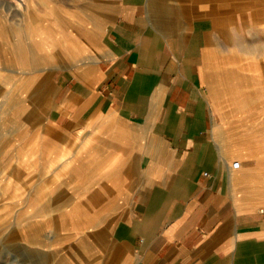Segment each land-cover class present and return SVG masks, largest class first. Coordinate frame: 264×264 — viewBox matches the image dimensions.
Returning <instances> with one entry per match:
<instances>
[{
    "label": "crops",
    "instance_id": "0c3cea01",
    "mask_svg": "<svg viewBox=\"0 0 264 264\" xmlns=\"http://www.w3.org/2000/svg\"><path fill=\"white\" fill-rule=\"evenodd\" d=\"M113 1L86 42L52 48L67 64H52L42 95L44 126L71 142L49 150L79 144L82 173L132 192L103 264H264V180L231 169L210 97L214 20L167 0Z\"/></svg>",
    "mask_w": 264,
    "mask_h": 264
},
{
    "label": "rangeland",
    "instance_id": "374dc122",
    "mask_svg": "<svg viewBox=\"0 0 264 264\" xmlns=\"http://www.w3.org/2000/svg\"><path fill=\"white\" fill-rule=\"evenodd\" d=\"M113 2L0 0V264H103L112 249L111 230L132 192L117 193L109 177L88 174L93 170L87 166L83 175L79 144L71 145L73 153L55 155L50 148L71 142L43 121L52 64H67L52 48L61 37L86 42L88 28ZM167 3L189 8V20H219L209 63L216 124L234 145L231 169L264 180V0ZM217 137L221 154L219 132ZM77 162L79 170L71 171ZM107 164L111 168L115 160ZM73 209L76 219L61 217Z\"/></svg>",
    "mask_w": 264,
    "mask_h": 264
},
{
    "label": "bare ground",
    "instance_id": "6f19581e",
    "mask_svg": "<svg viewBox=\"0 0 264 264\" xmlns=\"http://www.w3.org/2000/svg\"><path fill=\"white\" fill-rule=\"evenodd\" d=\"M213 19V18H212ZM214 20V19H213ZM216 20V21H215ZM214 20V22H215V24H216V30L218 29V26H219V20L216 18ZM46 47V46H45ZM29 86V85H28ZM226 135H228V134H226ZM231 140V139H230ZM225 152H226V150H225ZM71 162V164H72V162L73 161H70ZM79 162H77V164H75L74 166H72L70 169H71V171H73L74 170V172H76V171H78L79 170V168H80V166H79V164H78ZM62 213V212H61ZM62 215V214H61ZM77 215H78V213L76 212V210H70V212H67V213H64V215H62L61 217L63 218V217H66V218H72V219H76L75 217H77Z\"/></svg>",
    "mask_w": 264,
    "mask_h": 264
}]
</instances>
